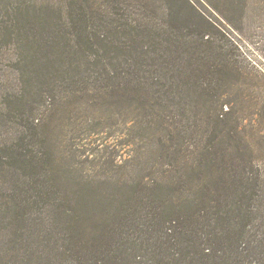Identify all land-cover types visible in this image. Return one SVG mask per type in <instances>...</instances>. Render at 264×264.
<instances>
[{"label": "trees", "instance_id": "obj_1", "mask_svg": "<svg viewBox=\"0 0 264 264\" xmlns=\"http://www.w3.org/2000/svg\"><path fill=\"white\" fill-rule=\"evenodd\" d=\"M22 1V8H9L6 24L0 23V51L12 48L17 56L15 87L7 95L12 100L0 106V215L8 218L7 228L0 230V264H248L247 258L264 264V231L253 232L263 175L245 148L248 143L232 106L221 105L222 88L241 73L234 59L215 45L210 31L155 30L150 21L127 19L123 11L128 0L107 3L111 14L123 20L117 31H127L114 46H123L119 49L124 54H138L122 73H113L105 87L107 96L131 93V101L146 103L152 110L163 106L171 122L178 124L188 112L190 117L194 107L208 102L216 107L206 113L203 130L208 134L199 156L185 161L174 142L185 138L184 129L181 136L166 126L158 138L169 142L162 148L167 161L159 155L157 162V168L164 170L141 177L130 192L118 190L119 197L106 204L104 219L94 220L87 205L78 204L62 189L66 185L60 178L58 187L50 190L46 176L52 155L46 162L39 157L38 147L45 140L40 134L42 115H34L28 98L56 99L50 91L54 89L53 76L47 72L50 66L40 63L39 51L54 38L61 42L64 31H73L71 36L76 37L73 46L68 43L64 48L72 50L71 56L80 51L91 59L98 45L109 42L99 32L106 18L102 4ZM7 2L8 7L12 1ZM40 6L52 14L28 19L29 10ZM98 69L102 76L107 67ZM73 70L75 76L91 78L85 73L90 74L88 67L75 63ZM91 85L97 86L90 79L71 94L84 96L90 90L93 94L96 87ZM3 86L0 75V92ZM93 96L98 98V92ZM151 112L145 110L147 120ZM178 132L180 137L175 136ZM47 235V240L39 241Z\"/></svg>", "mask_w": 264, "mask_h": 264}, {"label": "rangeland", "instance_id": "obj_2", "mask_svg": "<svg viewBox=\"0 0 264 264\" xmlns=\"http://www.w3.org/2000/svg\"><path fill=\"white\" fill-rule=\"evenodd\" d=\"M11 1L8 7L7 0L1 2L0 23L3 21L6 24L9 8L19 10L22 8V0ZM25 1H30V4L33 1L41 4L53 0ZM110 1L98 0L106 17L103 19L104 29L99 32L109 42L98 45L96 51L91 52V56L87 53L91 59H85L80 51L71 56L69 53L72 50L64 51V48L68 43L73 46L76 37L71 36L73 31H64L61 42L54 38L53 44L41 47L39 51L40 63L46 62L50 66L51 71L47 72L53 76L54 87L50 91L57 95L56 99L48 98L52 100L44 102L36 95L28 98L31 106L35 108L34 115L38 117L42 115L40 134L45 140L38 147L39 157L42 158V162H46L52 155L46 176L50 181V190H55L53 185L58 187L56 180L60 178L66 185L62 189L66 190L78 204L87 205L94 220L100 217L104 219L102 214L107 210L106 204L112 200L111 197H119L118 190L130 192L134 188L131 187L141 177H147L148 173L157 169L164 170L157 168V162L159 155L162 162L167 161L162 148L168 146L169 142L158 138L165 133L166 126L172 131L181 132L184 129L185 138L174 142L182 149L181 154L185 156V161L190 162L199 156L208 134L203 130L206 113L216 107V104L210 107V102L206 106L201 104L194 107L190 111V117L189 112L186 114L184 124H178L171 122L169 119L171 116H168L169 112L163 106L152 110L146 103L131 101V93L107 96L104 92L105 87L112 81L113 73L115 71L118 74L122 73L121 69L127 62L132 65L133 61L138 60V54L131 52L124 54L119 49L123 46L115 47L118 45V38L123 41L127 37L124 34L127 31H117L123 20L111 14V6H107ZM128 1L130 4L128 3V7L123 11L128 20L150 21L155 30L169 32L210 31L215 45L230 59H234L241 76L222 88L221 105L224 102L232 106L231 113L237 116L241 124L240 133L248 143L245 148L249 149L254 162L260 168L264 182V0ZM64 9L62 14L65 13ZM41 14L52 12L40 6V9L34 12L32 9L29 10L28 19ZM67 22L71 25L69 21ZM168 25L174 26V29ZM23 54L25 56V53ZM16 60L17 56L12 55V48L0 51V75L4 79L3 90L0 92V106H6L12 100L7 95L15 87ZM75 63L89 68L90 74L85 73L91 75L90 79L96 83L97 86L91 87H96L94 91L98 92V98L93 96L95 92L92 94V90L84 96L71 94L75 87H84L86 81L90 80L86 76H75L76 72L73 70ZM101 65L107 69L99 76L97 73ZM58 67L61 71L68 72H61ZM53 68L59 70V74L55 70L54 72ZM131 73H135L132 68ZM124 76L128 75L125 73ZM75 81L79 84L74 83ZM211 98L216 100V95ZM145 110L148 113L152 111L148 120ZM175 136L180 137L179 132ZM257 202L261 207L254 222L253 232L260 234L264 231V191ZM114 205L113 208L116 210L115 201ZM7 221V217L0 215V230L7 228ZM48 238L47 235L39 241ZM253 253L257 255V251ZM251 259L247 258L248 264L254 263Z\"/></svg>", "mask_w": 264, "mask_h": 264}]
</instances>
